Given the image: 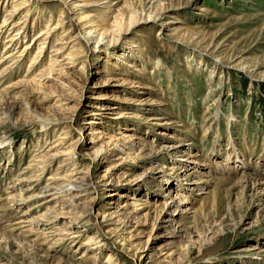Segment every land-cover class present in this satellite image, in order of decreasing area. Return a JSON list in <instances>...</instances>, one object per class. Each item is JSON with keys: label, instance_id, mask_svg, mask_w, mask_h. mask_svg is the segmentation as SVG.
Listing matches in <instances>:
<instances>
[{"label": "rangeland", "instance_id": "1", "mask_svg": "<svg viewBox=\"0 0 264 264\" xmlns=\"http://www.w3.org/2000/svg\"><path fill=\"white\" fill-rule=\"evenodd\" d=\"M107 5L0 0V264H264V0Z\"/></svg>", "mask_w": 264, "mask_h": 264}, {"label": "bare ground", "instance_id": "2", "mask_svg": "<svg viewBox=\"0 0 264 264\" xmlns=\"http://www.w3.org/2000/svg\"><path fill=\"white\" fill-rule=\"evenodd\" d=\"M110 3H111V0H107V4H108V5H107L106 7H104L103 9H101V11H100L101 14H102V13H106V12H108L107 8L110 7V6H109ZM72 4H73V3H72ZM105 16H106V15H105ZM104 18H105V17H104ZM87 23H88V22H87ZM5 24H6V23H5ZM5 24H3L0 28H4V26H6ZM86 25H87V24H86ZM60 26H61L60 23H58V25H56V27L52 25L51 28H50L49 30L54 29V28H58V27H60ZM96 28H97V27H96ZM92 30H93V28L91 27V29L89 30V32L92 31ZM3 31H4V29H1V31H0V32H1L0 35L2 34ZM85 32H86V31H85ZM39 35H40V34H39ZM39 35H38V36H39ZM9 42H10L9 40L6 41V43H7L6 46L9 45ZM79 42H80V41H79ZM11 56H12V53L9 52L8 54H6V55L4 56V58H6V57H11ZM1 61H2V60H0V62H1ZM43 75H45V74H41V75H40V79H39V81L43 78ZM26 104H27V103H26ZM28 105H29V104H28ZM27 108H29V107L27 106ZM72 234H73V233H72Z\"/></svg>", "mask_w": 264, "mask_h": 264}]
</instances>
